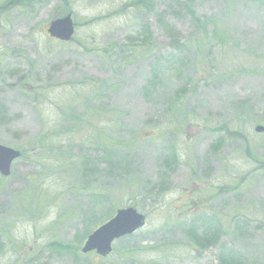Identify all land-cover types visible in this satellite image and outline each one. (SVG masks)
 <instances>
[{"label": "rangeland", "instance_id": "1", "mask_svg": "<svg viewBox=\"0 0 264 264\" xmlns=\"http://www.w3.org/2000/svg\"><path fill=\"white\" fill-rule=\"evenodd\" d=\"M9 1L0 264H264V0ZM129 207L142 229L80 254Z\"/></svg>", "mask_w": 264, "mask_h": 264}, {"label": "water", "instance_id": "2", "mask_svg": "<svg viewBox=\"0 0 264 264\" xmlns=\"http://www.w3.org/2000/svg\"><path fill=\"white\" fill-rule=\"evenodd\" d=\"M73 25L70 16L52 21L47 28L48 35L56 40L68 42L73 36ZM256 132H263L257 127ZM19 157V152L0 146V174L9 175L10 165ZM144 224V217L132 209L119 210L106 224L93 231L86 239L80 252L87 254L94 251L98 256L105 257L111 252V243L125 235H130Z\"/></svg>", "mask_w": 264, "mask_h": 264}, {"label": "trees", "instance_id": "3", "mask_svg": "<svg viewBox=\"0 0 264 264\" xmlns=\"http://www.w3.org/2000/svg\"><path fill=\"white\" fill-rule=\"evenodd\" d=\"M185 9H186L185 11L187 12V15L189 17H191V21H192L194 27L199 29V30L205 29L206 26H204L203 22L198 17L195 16L193 11L190 10L189 8H185ZM221 259H223V257H221Z\"/></svg>", "mask_w": 264, "mask_h": 264}]
</instances>
